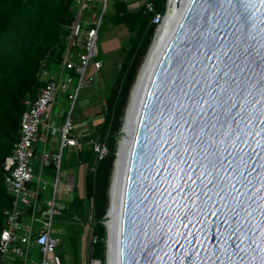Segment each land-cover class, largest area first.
Returning <instances> with one entry per match:
<instances>
[{"label":"water","instance_id":"obj_1","mask_svg":"<svg viewBox=\"0 0 264 264\" xmlns=\"http://www.w3.org/2000/svg\"><path fill=\"white\" fill-rule=\"evenodd\" d=\"M175 6L133 119L116 263L264 264V0Z\"/></svg>","mask_w":264,"mask_h":264},{"label":"trees","instance_id":"obj_2","mask_svg":"<svg viewBox=\"0 0 264 264\" xmlns=\"http://www.w3.org/2000/svg\"><path fill=\"white\" fill-rule=\"evenodd\" d=\"M148 1L158 13L166 14L168 0ZM114 6L109 18L114 26L124 25L131 37L124 48L126 54L107 101L104 121L88 138L105 142L109 154L99 161L92 149L80 152V161L89 166L86 198L77 196L65 210L85 224L89 222V204L93 203L94 234L100 240L91 255L103 264L107 261L108 239L104 222L119 140L131 90L157 31L153 15L145 13L144 8L131 10L125 0H115ZM76 14V0H0V236L6 225L4 212L12 202L5 185L4 164L20 138L24 99L36 98L45 86L44 71L53 75L60 69ZM49 168L55 172L53 165ZM31 212L26 210L27 217ZM82 231L83 225L73 236L77 241Z\"/></svg>","mask_w":264,"mask_h":264},{"label":"built area","instance_id":"obj_3","mask_svg":"<svg viewBox=\"0 0 264 264\" xmlns=\"http://www.w3.org/2000/svg\"><path fill=\"white\" fill-rule=\"evenodd\" d=\"M131 10L144 8L145 13L153 15L152 23L161 26L164 16L156 11L155 5L148 0H125ZM115 0H76L77 14L67 39V48L64 54L62 69L59 75L48 81L39 91L37 98L27 97L24 100L25 111L20 122V138L15 143L12 155L4 164L5 185L12 197L11 205L5 210L6 225L0 236V264H17L19 260L34 264H54L55 255L60 239L56 237L53 229L55 217L64 212L65 204L58 203L54 197L52 202L40 203L39 190L30 188L33 183L35 144L41 128L47 127V132L55 135L61 134L59 152H44L40 162L42 167L54 166L55 194L60 186L63 152L68 148H77L80 143L75 135L74 123L71 113L74 109L80 91L95 81V76L88 75L87 70L93 61L94 68L100 70L103 62L99 59V35L103 28L105 18L115 12ZM88 12V16L84 15ZM75 53L79 63L72 60ZM74 71L76 76L65 74ZM76 82L75 87L72 84ZM67 95L71 109L61 126H56L52 121L47 122L45 116L56 103L60 95ZM48 137V136H47ZM47 137L45 140H47ZM97 155L98 160H103L109 154L105 142L90 139L86 142ZM31 209L28 217L24 211ZM93 203L91 215L86 225L90 235V252L99 242V237L94 234ZM37 251L36 260L31 253ZM90 264H103L101 259L91 258Z\"/></svg>","mask_w":264,"mask_h":264},{"label":"crops","instance_id":"obj_4","mask_svg":"<svg viewBox=\"0 0 264 264\" xmlns=\"http://www.w3.org/2000/svg\"><path fill=\"white\" fill-rule=\"evenodd\" d=\"M107 18H109V16ZM109 25L110 26H108L106 30L111 31L110 36L115 38L114 42L116 44V49L111 52V54L104 53V57L101 56L100 52L99 59L103 62V66L100 70H96L93 63L88 67L87 74L95 76V81L80 91L75 107L71 113V120L75 127L74 132L80 145L77 148L66 149L65 159V151L63 152L60 186L57 194H55L54 188L55 175L53 169L42 167L39 161L44 150L47 152H56V150L59 149L61 134L57 131L54 136L56 137L59 133L58 140L56 138L51 140V138L54 137L52 133L48 134L47 129H44L47 127H42L38 135L34 156V160L36 158L39 159L37 163L38 173L37 176L34 173L35 179L33 183L30 184V188L35 191L39 190L41 204H44V202H52L55 197L58 203L65 204L68 207L77 196L83 199L86 198L89 166L80 161V152L91 149L90 145L86 142L104 121L107 101L112 89L116 86V81L125 56V45L117 48V44L118 41L125 36L126 32H129L124 25L114 26L111 18L109 19ZM73 59L77 61L76 56H74ZM74 86L75 84H72V87ZM61 101L62 106L66 107L67 104L66 110L59 107L58 109H62V111L58 114V117L55 118L54 116H57V113H55V107L58 104L57 101L45 116L47 122L52 121L56 126H61L64 123L71 109L68 97H62ZM46 137L47 140H45ZM38 151H40L39 157H37ZM89 209L91 210V204H89ZM90 210L89 215H91ZM24 216L27 217L25 211ZM55 222L58 226V229L55 230L57 231L56 233L59 231L62 232L65 241L70 242V247L68 246V248L63 251V255L59 254V256H57V261L54 264H90L92 255L90 252V235L86 229L88 222L82 224V220L79 217L72 218L66 212L59 213L55 217ZM81 225H83V231L77 241L73 236L77 234ZM86 238H89V240L87 241ZM31 254L36 256L37 251L33 250ZM19 261L20 262H17V264H25L24 260ZM30 263L32 262H27L26 264Z\"/></svg>","mask_w":264,"mask_h":264},{"label":"bare ground","instance_id":"obj_5","mask_svg":"<svg viewBox=\"0 0 264 264\" xmlns=\"http://www.w3.org/2000/svg\"><path fill=\"white\" fill-rule=\"evenodd\" d=\"M187 2V0H185ZM181 12H178L177 7L175 6V0H170L169 13L165 17L163 24L160 26L157 36L155 37L152 46L147 54L146 61L144 66L139 74L138 81L133 89L132 100L130 107L127 110L123 133L121 148L117 160V166L115 170V179L112 188V207L110 210V221L108 223L110 230V239H109V259L108 264H117L116 263V227L118 224V218L120 213V187L122 183V172L124 170L125 163L127 161V153L131 142V134L133 131V119L134 115L137 112V102L142 97L144 89L148 83L150 74L153 70L157 58L161 54L168 38L170 37L175 25L177 24Z\"/></svg>","mask_w":264,"mask_h":264},{"label":"rangeland","instance_id":"obj_6","mask_svg":"<svg viewBox=\"0 0 264 264\" xmlns=\"http://www.w3.org/2000/svg\"><path fill=\"white\" fill-rule=\"evenodd\" d=\"M84 15H86V16H88V12H84ZM109 19L110 18H106L105 19V21H104V25H103V28H102V32H101V37L99 38L100 40L98 41V45H99V48H100V52H101V56L102 57H104V53H106V54H111V52H113L115 49H116V44H115V38H113L112 36H110V34H111V31H109V30H106V29H108V26H110L109 25ZM124 32V31H123ZM130 37H131V34L129 33V32H126V34H125V36H123L121 39H120V41H118V44H117V48L119 47V46H123V45H127L128 43H129V39H130ZM126 47V46H125ZM125 50H126V48H125ZM126 54V53H125ZM77 63H79V60H77ZM92 63H93V61H92ZM62 97H67L66 95H62V96H60L58 99L59 100H57L58 101V104L56 105V107H55V113H57V116L55 115L54 117L55 118H57L58 117V114L62 111V109H64V110H66V108H67V104H66V107L65 106H62V101H61V99H62ZM56 101V102H57ZM69 105H71V103L69 102ZM59 107H62V109H58ZM69 108V107H68ZM48 116V115H47ZM44 127V126H43ZM44 129H47V128H44ZM59 133L56 135V137L54 136V135H52V136H54V137H52L51 138V140L52 139H54V138H56L57 140H58V137H59ZM56 152H59V150H56ZM66 152H67V150H65V152H64V159H65V155H66ZM40 156V151H38L37 152V157H39ZM34 160V159H33ZM38 161H39V159L38 158H36L34 161H33V168H34V173H35V175L37 176V163H38ZM39 164H40V161H39ZM34 175V176H35ZM53 229H54V231L56 230V229H58V226H57V224H56V222L54 223V225H53ZM57 232V231H56ZM56 235V237H58L59 239H60V245L57 247V249H56V253H55V255L56 256H59V254L60 255H63V251L66 249V248H68V246L70 247V242H66L65 241V239H64V236H63V234H62V232H58V233H55ZM87 239V241L89 240V238H86ZM65 241V242H64ZM63 247V248H62ZM33 259L34 260H36V257L34 256L33 257ZM30 264H32V263H30Z\"/></svg>","mask_w":264,"mask_h":264},{"label":"clouds","instance_id":"obj_7","mask_svg":"<svg viewBox=\"0 0 264 264\" xmlns=\"http://www.w3.org/2000/svg\"><path fill=\"white\" fill-rule=\"evenodd\" d=\"M167 5H168V3H167ZM115 7V6H114ZM110 16V15H109ZM164 16V19H165V15H163ZM108 17V16H107ZM106 17V18H107ZM105 18V19H106ZM164 22V21H163ZM163 24V23H162ZM159 28H160V26H157V31L159 30ZM156 31V32H157ZM99 38H100V35H99ZM66 45H67V43H66ZM99 46V45H98ZM67 48V47H66ZM65 52H66V50H65ZM65 54V53H64ZM99 55H100V51H99ZM74 56H76V54L75 53H73L72 54V60L75 62V63H77V61H75V59H73V57ZM76 58H77V56H76ZM64 60V59H63ZM76 60H78V58L76 59ZM62 64H63V62H62ZM62 64H61V66H60V69L58 70V72L57 73H55V74H53V75H51L48 71H44L43 72V76H42V78H43V80H45L46 81V84L48 83V81H50V80H53V79H55L58 75H59V73L61 72V69H62ZM65 74H70V75H73V76H76V74L74 73V71H66L65 72ZM77 77V76H76ZM45 84V85H46ZM75 85H76V82L74 83ZM75 87V86H74ZM42 89V88H41ZM40 89V90H41ZM64 95V94H63ZM67 96V95H66ZM28 97V96H27ZM26 97V98H27ZM29 97H31V96H29ZM32 98V97H31ZM36 98H37V96H36ZM36 98H32L33 100L34 99H36ZM58 99V98H57ZM25 100V99H24ZM24 106H25V104H24ZM75 107V106H74ZM12 155V154H11ZM10 155V156H11ZM67 209V208H66ZM65 212V211H64ZM55 222V221H54Z\"/></svg>","mask_w":264,"mask_h":264}]
</instances>
